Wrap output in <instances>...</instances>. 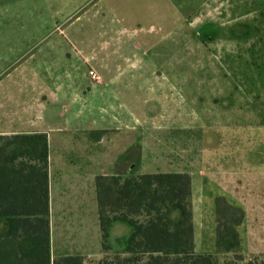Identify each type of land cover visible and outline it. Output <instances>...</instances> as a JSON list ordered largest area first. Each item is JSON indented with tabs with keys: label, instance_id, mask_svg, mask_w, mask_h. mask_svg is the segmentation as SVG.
Instances as JSON below:
<instances>
[{
	"label": "rangeland",
	"instance_id": "rangeland-1",
	"mask_svg": "<svg viewBox=\"0 0 264 264\" xmlns=\"http://www.w3.org/2000/svg\"><path fill=\"white\" fill-rule=\"evenodd\" d=\"M254 1L215 0L192 20L161 25L152 17L130 23V0H121V10L104 9L113 21L101 28L77 22L69 32L102 29L107 44L88 65L87 80L97 90L88 100L87 135H75L82 148L67 162L79 167L87 186L94 175L190 168L194 251L216 254L218 218L223 230L238 221L239 243L217 253L220 263L264 264V0ZM94 100L103 104L97 112L89 108ZM178 125L184 129L176 135ZM129 231L123 222L111 226L113 250Z\"/></svg>",
	"mask_w": 264,
	"mask_h": 264
},
{
	"label": "crops",
	"instance_id": "crops-1",
	"mask_svg": "<svg viewBox=\"0 0 264 264\" xmlns=\"http://www.w3.org/2000/svg\"><path fill=\"white\" fill-rule=\"evenodd\" d=\"M213 1L151 0L136 7L130 0V23L147 17L155 18L161 25L165 21L182 23V20H192L193 16L201 14ZM248 1L255 2L236 0L231 4L239 6ZM106 2L108 5L104 6L103 0H0V134L41 132L47 136L52 260L59 256L81 255L85 258L84 264H97L106 255L98 218L97 175L87 186V179L79 167L68 163L65 157L82 148L81 137L77 138V143L75 135L80 132L87 135L88 100L91 90H97V84L87 80L88 65L93 66L92 61L98 60L102 45L107 44L101 37L102 29L99 32L89 29L87 36L77 31L75 37H71L70 28L77 22L101 28L107 18L113 21L115 16H109L104 9L121 10L122 2ZM77 11L79 15L72 18ZM128 15L124 13L122 18ZM151 28L155 30L153 26ZM140 30L143 29H130L135 34ZM115 35H120L118 30ZM164 36L158 40L166 41ZM95 43L99 44L98 48ZM88 84H91L89 88ZM101 106L102 102L99 105L94 100L89 108L97 112L96 108L101 109ZM98 120L91 124L96 127L100 118ZM113 120L117 121L116 118ZM176 129L175 133L179 135L184 125H178ZM55 154L62 155L60 162ZM158 172L189 175L191 169ZM116 251L110 245L108 254Z\"/></svg>",
	"mask_w": 264,
	"mask_h": 264
},
{
	"label": "trees",
	"instance_id": "trees-1",
	"mask_svg": "<svg viewBox=\"0 0 264 264\" xmlns=\"http://www.w3.org/2000/svg\"><path fill=\"white\" fill-rule=\"evenodd\" d=\"M48 166L46 134H0V264H84L81 255L50 257ZM95 182L106 252L97 264H233L220 263L217 253L237 247L238 221L223 230L218 218L216 254L194 251L187 173H117L99 175ZM174 210L178 216H172ZM114 222L126 223L130 232L108 254Z\"/></svg>",
	"mask_w": 264,
	"mask_h": 264
},
{
	"label": "flooded vegetation",
	"instance_id": "flooded-vegetation-1",
	"mask_svg": "<svg viewBox=\"0 0 264 264\" xmlns=\"http://www.w3.org/2000/svg\"><path fill=\"white\" fill-rule=\"evenodd\" d=\"M137 174H142V173H137Z\"/></svg>",
	"mask_w": 264,
	"mask_h": 264
}]
</instances>
